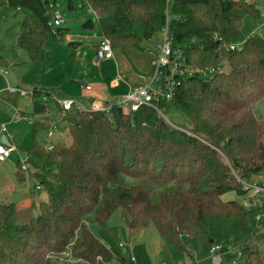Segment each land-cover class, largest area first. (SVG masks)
<instances>
[{
    "label": "trees",
    "instance_id": "trees-1",
    "mask_svg": "<svg viewBox=\"0 0 264 264\" xmlns=\"http://www.w3.org/2000/svg\"><path fill=\"white\" fill-rule=\"evenodd\" d=\"M85 1L97 18L113 20L99 32L113 49L146 50L162 32L168 12L173 51H181L191 67L213 73L183 77L170 100L160 98L133 113L116 105L109 112L60 109L61 129L72 136L69 145L44 147L35 128L25 154L46 199L28 222L19 220L15 202L0 201V264H61L52 257L77 230V257L109 258L107 245L89 225L105 226L116 210L130 215L131 229L153 224L185 252L186 236L232 229L236 223L251 232L255 211L222 197L229 192L241 197L236 176L249 181L264 170V124L254 110L264 99V36L259 34L264 27L247 38L242 32L247 16L264 22L260 9L229 0H173L169 9L165 0ZM5 2L27 11L16 46L31 59L45 54L50 38L62 36V29L47 20L49 0ZM68 6L73 7L71 0ZM136 22L144 26L143 37ZM237 44L242 48L225 47ZM40 95L37 89L31 94L34 100ZM32 202L34 209L35 198ZM263 243L264 233L252 234L240 246V257L219 264H264Z\"/></svg>",
    "mask_w": 264,
    "mask_h": 264
},
{
    "label": "rangeland",
    "instance_id": "rangeland-1",
    "mask_svg": "<svg viewBox=\"0 0 264 264\" xmlns=\"http://www.w3.org/2000/svg\"><path fill=\"white\" fill-rule=\"evenodd\" d=\"M71 1L73 7L69 8L68 0H49L47 8L50 16V25L53 29L55 28L53 21L58 12L63 19L62 24L59 26L63 33L62 36L60 33L57 35V40L50 38L46 42L44 58L43 56H40L33 60L23 49L16 46L21 31V24L27 11L17 12L6 4L5 0H0V70L2 72L7 71L6 76L0 73V88L7 87L6 80L17 78L19 76L26 77V79L30 81L28 84L29 89L37 87L44 91L45 88L42 86L43 84L44 86L47 84L52 88L49 89L50 93L56 94L58 91L55 90V87L63 86V83L58 80V76L55 75V72L58 71L61 66H63V70L66 71L65 67H67V62L69 61V51L71 54L75 53L70 47H68L69 44L66 42V35H74L82 40L81 45L84 44L82 50L84 53L88 54L89 44L87 43L93 39L100 28H106L113 24V20L109 17L97 18L85 0ZM229 1L254 3L260 9L262 17L264 16V0ZM88 21L94 22V28L87 25ZM260 22L261 20H256L251 16H247L244 19L242 28L244 37L247 38L254 33L259 32ZM134 28L140 37L144 36V26L141 22H136ZM259 34L264 36V31H260ZM163 38L164 36L162 32L157 33L148 46L152 47L153 44L161 42ZM76 59L77 55L74 60ZM152 67L154 76L157 67L153 63ZM54 70L56 71L54 72ZM26 84L27 83H24L23 85L27 86ZM10 85L14 86L12 83ZM23 88L24 87L22 86V88L20 87L18 89L23 91ZM12 94H17L18 96L23 97L26 103L31 99V95L25 97L21 96L20 93ZM44 105L47 107L48 113L42 117H38L37 120L54 122L55 128L54 126H51L50 128L52 129L53 134L48 135V128L45 126L36 134V140L44 146H49L50 144L58 142L68 145L71 144L72 136L69 130L61 129L63 124L59 119L60 110L56 106L54 100H48ZM254 110L264 124V99H260L254 103ZM11 119L13 122V118ZM26 121L28 120H25V122ZM26 123L29 125V138H27V143L26 139L23 140V142L26 143L23 148L29 145L31 146L34 137L33 124H30L31 122L29 121ZM6 125V123L4 125H2V123L0 124V131L2 133L7 131ZM4 128L5 130H2ZM15 132L17 136H20L21 132L19 129H16ZM25 132L26 131H24V134ZM16 157L23 161L26 158L24 149L21 150ZM16 157H12L4 164H0V171L3 169L15 175L14 169L18 162L16 161ZM33 173L34 169L29 171L28 176L27 174H23L25 179L22 181H19L16 175L14 176L15 180L11 179V183L17 187L15 192L16 195H20V191L24 189L26 193L28 192L30 194L31 199L35 198L36 200L37 207L32 209L30 212L31 217L25 219V222H28L39 215L38 203L39 201L46 199V195L43 191L41 192L35 189L40 183L37 178L34 177ZM6 179L7 176L4 181ZM263 180L264 170L257 175L251 176L249 179L250 182H261ZM7 182L8 179L4 184H7ZM27 188L30 190H27ZM241 198L242 196H237L235 192H229L222 197L224 201L235 200L238 203H241ZM252 219L250 227L251 232L236 223L233 225L232 229L213 228L208 233L201 232L199 235L193 237L186 236L183 239V246L187 252L192 254L196 264H215L210 256V249L213 245L220 246L221 250L219 253L222 255L223 261L230 263L237 257V251L240 250V246L245 242H248L252 234L258 235L264 233V231H261V227L264 225L263 221H259L260 226L258 227L255 219L253 217ZM129 221L130 215L128 213H122L121 210H116L108 219L105 226L102 227L97 223H91L89 227L93 234L104 241L107 246L116 250H118L120 244L124 246L129 255L135 258L137 264L191 263V259L187 252L162 237L153 224H150L147 227L131 229L128 226ZM259 248L264 250V243L261 244Z\"/></svg>",
    "mask_w": 264,
    "mask_h": 264
},
{
    "label": "crops",
    "instance_id": "crops-1",
    "mask_svg": "<svg viewBox=\"0 0 264 264\" xmlns=\"http://www.w3.org/2000/svg\"><path fill=\"white\" fill-rule=\"evenodd\" d=\"M94 26V24L93 26L89 25L91 28H94ZM100 29L93 39L87 43L89 44L88 54L84 53L82 50L84 45H81L82 40L78 39L74 35H66V42L69 44L68 47H70V49H72V51L75 53L71 54L69 51V61L67 62V67H65L66 71L63 70V66H61L58 71L54 70V72L56 71L55 75L58 76V80L63 83V86L55 87V90L58 91V95L57 93H50L49 89L52 88L47 84L45 86L43 84L42 86L46 91L40 90L37 87L29 89L28 84L30 81L27 80L26 77L19 76L17 78L6 80L7 85L12 83L14 86H10L16 88H22L23 86L24 88L22 90L25 92L29 91L30 93L37 89L41 92V95L38 97V99L34 100L33 96H31V99H29L28 103H26L23 97H20L17 94L9 93L10 91L6 89L7 87L0 88V124H7V131H4V134L8 139V145H12L17 148L16 153H14L11 158L19 155L21 150L24 149L25 151V149L33 145L34 137L32 145L23 148L27 143V138H29V125L26 122L29 121L31 122L30 124H33L34 132L37 129L38 133L46 126L48 128V135H50V133L51 135L53 134L50 127L54 126L55 128L54 122H43L37 120L38 117H42L48 113V109L44 105L48 100H54L55 102V99L69 98L78 101L84 106H90L92 102H101L114 105L117 103L119 98L129 91L146 86L152 81V63L154 56L157 53V46L155 44H153L152 47L147 46V49L144 51L135 49H113L112 59L99 61L96 57V47L103 38L99 34ZM76 55L77 61L74 60ZM0 73L4 76L7 75V71L6 74H4V72ZM22 83H27V86L23 85ZM87 86H90V90H86ZM20 95L27 97V95H22L21 93ZM44 98L46 100H44ZM55 104L60 110L61 108L58 106V104L56 102ZM18 112L21 114L22 118L12 122L11 118H13ZM25 120L28 121L25 122ZM16 129L20 130V136L16 135ZM24 131H26L25 134ZM0 134H2L1 131ZM24 139H26V143L23 142ZM49 146L46 145L44 147ZM19 159L20 158L16 157V161ZM5 162H0V164H4ZM14 172L19 181L25 179V176H23V174L18 171L17 163ZM15 175L3 169L0 171V182L2 183V186L0 183V201L15 202L18 206V218L21 221L25 218L27 219L31 217L30 212L32 211L31 207L33 202L30 198V194L28 192L26 193L24 189L20 191V195L15 194L17 187L11 183V179L15 180ZM6 176L8 182L7 184H4L5 181H7V179L4 181ZM27 190L30 189L27 188ZM190 259L191 263L189 264H196L193 256L190 257Z\"/></svg>",
    "mask_w": 264,
    "mask_h": 264
},
{
    "label": "built area",
    "instance_id": "built-area-1",
    "mask_svg": "<svg viewBox=\"0 0 264 264\" xmlns=\"http://www.w3.org/2000/svg\"><path fill=\"white\" fill-rule=\"evenodd\" d=\"M167 9H169L170 4L173 0H165ZM171 17L167 12V20L166 25L164 26L163 40L158 43L157 49L158 52L154 56L153 64L157 67V70L153 76L152 81L146 85L139 87L137 89L131 90L121 98L118 99L117 103L114 104L117 107L121 108L122 111L127 113H133L140 109L142 106H154V101L160 98L170 100L174 95L175 89L179 83V80L183 77H192L197 74L202 75L203 77H207L213 73L212 70L201 71L199 69H195L188 64V60L183 55L181 51L175 52L172 49V38L169 33V21ZM62 17L57 12L54 18V25L56 27L62 24ZM264 27V22L260 23L259 30H262ZM228 50H237L241 49L242 45H225ZM96 57L100 60H108L113 58V48L111 42L102 38L96 47ZM0 72H2L0 70ZM6 74V71L4 72ZM8 91L12 93H21L22 95H31L32 92L21 91L16 87H11L7 85L6 88ZM86 90H90V86L86 87ZM46 100V99H44ZM55 102L58 106L64 110L68 111L72 109L74 106L77 107L78 110H89L93 112H109L113 105L105 104V103H91L90 106H84L74 99H55ZM22 116L18 112L13 117V120L21 119ZM2 130H5L2 129ZM51 135V133H50ZM17 148L12 145H5L0 143V162H5L11 158V156L16 153ZM19 163V171L22 174L29 175L28 170V158L21 161L18 160ZM236 176V175H235ZM236 178L240 181L242 185V189L244 194L241 198V204L247 210L255 211L254 219L259 227L260 222L264 221V180L262 182H250L248 180L240 179L238 176ZM37 190H40V185L36 186ZM261 231H264V225L261 227ZM79 231L77 230L75 233L74 239L65 247V249L55 255H53V259L56 260L57 263L61 264H137L136 260L133 256L129 255L127 250L121 244L118 246V250L113 249L107 246L110 251V257L106 258L103 255L96 256L93 260L85 259L81 257H77L74 252V245L78 238ZM221 250L220 246H211L210 256L213 259L215 264H219L222 262V255L219 253ZM241 256V251H237V257ZM48 258H51L50 255ZM236 261H234L235 264Z\"/></svg>",
    "mask_w": 264,
    "mask_h": 264
},
{
    "label": "water",
    "instance_id": "water-1",
    "mask_svg": "<svg viewBox=\"0 0 264 264\" xmlns=\"http://www.w3.org/2000/svg\"><path fill=\"white\" fill-rule=\"evenodd\" d=\"M47 20H48V21L50 20V17H49V16L47 17ZM55 29H56V28H55ZM0 143H1V144H5V145H8V144H9V143H8V139L6 138V136H5L4 133L0 134Z\"/></svg>",
    "mask_w": 264,
    "mask_h": 264
}]
</instances>
